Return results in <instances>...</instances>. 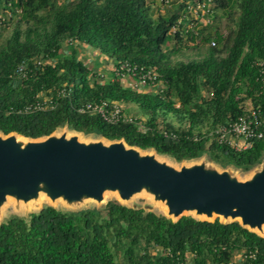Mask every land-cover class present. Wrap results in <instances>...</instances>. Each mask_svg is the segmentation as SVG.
Masks as SVG:
<instances>
[{
    "label": "trees",
    "instance_id": "obj_1",
    "mask_svg": "<svg viewBox=\"0 0 264 264\" xmlns=\"http://www.w3.org/2000/svg\"><path fill=\"white\" fill-rule=\"evenodd\" d=\"M214 1L233 22L226 34L208 23L196 33L186 19L173 31L186 4L155 14L148 0H0V11L11 13L0 27L18 17L0 44V132L36 138L67 125L177 162L206 155L223 168L251 169L264 160V133L246 149L207 133L243 114L246 101L264 111L255 64L264 59V0ZM184 34L205 45L200 58L173 60L178 48L168 45ZM80 44L112 67L128 61L155 68L162 91L126 86L112 71L101 75L79 57ZM39 58L51 62L37 64ZM62 87L70 90L57 95ZM44 97L52 106L26 109ZM100 99L134 104L146 117L110 123L78 110ZM0 264H264V236L237 221H173L116 199L77 210L44 204L0 221Z\"/></svg>",
    "mask_w": 264,
    "mask_h": 264
},
{
    "label": "water",
    "instance_id": "obj_2",
    "mask_svg": "<svg viewBox=\"0 0 264 264\" xmlns=\"http://www.w3.org/2000/svg\"><path fill=\"white\" fill-rule=\"evenodd\" d=\"M85 135L94 136L82 138ZM175 163L154 149L67 125L36 138L0 132V211L9 198L16 205L44 197L68 205L92 201L98 207L109 192L123 205L154 211L152 204H128L134 195L145 193L159 204L160 214L173 221L183 215L237 221L264 236V160L243 171V177L240 169L223 168L206 155Z\"/></svg>",
    "mask_w": 264,
    "mask_h": 264
},
{
    "label": "built area",
    "instance_id": "obj_3",
    "mask_svg": "<svg viewBox=\"0 0 264 264\" xmlns=\"http://www.w3.org/2000/svg\"><path fill=\"white\" fill-rule=\"evenodd\" d=\"M168 1V0H166ZM185 1V11L182 16L178 18L177 24L172 27L175 31L179 28V23L183 19H190L185 12L192 13V17H199L206 12H211L209 7L206 9L205 0H183ZM20 12V9H17ZM11 16L10 12L4 14V11H0V20L8 19ZM186 16V18H185ZM195 20V18H192ZM191 19L188 26L195 24ZM188 21V20H187ZM206 24V23H205ZM214 44V41L211 42ZM51 62V59L39 58L36 60L37 64ZM255 64L259 68V82L261 88L264 90V59H257ZM25 63H22L18 68V72L24 75ZM114 76L120 77L126 81V86L141 90V91H153L161 92L164 84L158 79V72L153 67H144L138 64L124 61L111 68ZM69 88L62 87L57 91V95H64ZM53 104L51 97H44L42 101L37 100L34 105L26 106V109L31 107L44 108L50 107ZM78 110L80 112L96 113L101 115L110 123H116L118 121H131L134 117L127 114L124 111L121 102L115 100L100 99L95 101H86L82 103ZM140 129H144L142 125ZM264 133V111L260 108L248 107L247 110L239 115L237 118L230 120L226 124L218 125L215 128L208 131V136H214L220 143H225L236 149H246L252 145L254 139L261 138ZM196 138V136L194 137Z\"/></svg>",
    "mask_w": 264,
    "mask_h": 264
},
{
    "label": "rangeland",
    "instance_id": "obj_4",
    "mask_svg": "<svg viewBox=\"0 0 264 264\" xmlns=\"http://www.w3.org/2000/svg\"><path fill=\"white\" fill-rule=\"evenodd\" d=\"M152 3L153 5V10L154 13H166L169 10H172L173 8L177 7L179 4H186L185 1L183 0H148ZM206 3V9L209 7L211 12H206L203 15H200L199 17H192V13L189 11L185 12L186 15L189 16V18L192 20V18H195V20H192L195 22L194 25L188 26L189 20L187 19V25L185 26L187 29H192L195 32L199 30L200 26H205L208 24L211 25V30L216 29L219 33L221 34H226L232 27H233V22L230 21L226 14H224L223 10L221 8H218L216 6V2L214 0H205ZM18 17H15L14 20L11 22H7L2 27H0V44L5 41V39L9 36L12 27L14 26L16 19ZM186 18V16H185ZM206 23V24H205ZM25 23L22 22V27H24ZM197 33V32H196ZM188 35L184 34L183 35V40L180 42H176L173 40L172 42L169 43L168 47L170 48L171 46H174L175 48H178V53L176 55H173L172 58L173 60L176 59H181V60H186V59H197L200 58V56L204 53L205 50V45L196 41V38L194 41L189 40L187 37ZM87 45L85 44H80L79 45V57L85 62V64L95 70L96 72L100 73L101 75L107 76V74L110 73L111 70V59L105 57L104 55L100 54L96 50L86 47ZM94 62L96 64H94ZM123 83L125 84L126 81L123 80ZM127 85V84H125ZM122 106L125 110V112L132 117H140L141 119H144L146 116L143 115L134 104H125L122 103ZM245 107L248 108L250 107L249 101L245 102ZM62 128H60V131ZM94 135H85L82 136V138H90L93 137ZM168 159H172L171 157L164 155ZM179 162L175 163V165H178ZM239 176L243 177L244 172L241 170H238ZM111 199H116L118 200L117 196L115 193L109 192L106 193L103 199V202L99 206H103L106 201L111 200ZM152 204L154 206V211L156 213H161L160 206L157 202H155L151 196L145 194V193H140L137 195H134L131 200L128 202L129 205L131 204H136V205H145V204ZM44 204H51L57 208L60 209H69V208H78V207H85V206H92L96 205L92 201H85L82 204H73V205H68L62 200H56L53 203L49 201L46 198H41L38 201H31L28 203H20L18 205L15 204V200L13 198L7 199L6 203L3 205L0 211V221L5 220L12 214H18L20 216H27L28 213L32 210H37ZM161 210V211H160ZM234 258L237 260L240 258V254L236 253Z\"/></svg>",
    "mask_w": 264,
    "mask_h": 264
},
{
    "label": "crops",
    "instance_id": "obj_5",
    "mask_svg": "<svg viewBox=\"0 0 264 264\" xmlns=\"http://www.w3.org/2000/svg\"><path fill=\"white\" fill-rule=\"evenodd\" d=\"M86 47H89V46H86ZM90 48V47H89ZM80 51V50H79ZM97 63V62H96ZM95 62H94V64H96ZM111 66V68H112V65H110ZM111 71V70H110Z\"/></svg>",
    "mask_w": 264,
    "mask_h": 264
},
{
    "label": "bare ground",
    "instance_id": "obj_6",
    "mask_svg": "<svg viewBox=\"0 0 264 264\" xmlns=\"http://www.w3.org/2000/svg\"><path fill=\"white\" fill-rule=\"evenodd\" d=\"M163 207H164V206H163ZM164 208H165V207H164ZM262 227H263L262 229L264 230V225H263Z\"/></svg>",
    "mask_w": 264,
    "mask_h": 264
}]
</instances>
